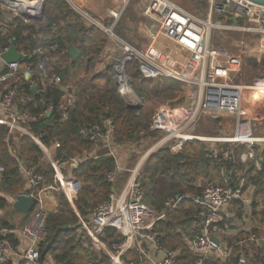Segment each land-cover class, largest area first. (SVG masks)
I'll use <instances>...</instances> for the list:
<instances>
[{"label": "built area", "instance_id": "1", "mask_svg": "<svg viewBox=\"0 0 264 264\" xmlns=\"http://www.w3.org/2000/svg\"><path fill=\"white\" fill-rule=\"evenodd\" d=\"M67 1L85 20L98 25L116 40L117 47L112 50L114 57L111 61L114 67L113 78L117 83L119 95L124 96V87H128L130 90L132 88L126 67L133 60L138 61L139 68L145 75L170 77L186 83L190 90L186 103L165 107L154 114L150 130L158 133L159 138L136 167L127 169L116 160V166L110 169L106 175L107 181L112 184L109 198L96 205L89 214L85 216L78 214L82 233L90 237L91 249L107 254L111 264H211L215 253L222 250L228 232L224 209L233 202L244 200V182L241 181L240 185L235 188L209 183L201 196L191 199V203L197 205L198 212L184 236V241L193 257L189 261H183L180 260L178 250L163 244L164 232L156 228L157 223L177 207L181 198L168 201L164 212L158 215L156 210L145 200L140 168L145 158L161 148L174 147L178 149L180 145L189 140L216 141L226 144L227 147L222 154L229 159L233 157V146L236 143L249 144L252 147L255 142H264V137L253 135L250 127L247 132L243 130L245 119L248 120L249 125L253 120L248 116L244 117L247 113L243 111L245 92L255 88L264 91V85L250 86L233 81L235 72L239 71L237 57L234 58L225 51L215 48L213 33L216 28L223 26V23L215 22L212 19L213 16L232 19L235 24L232 27L257 34L264 39V3L252 0H209L208 13L198 15L174 2L157 1L159 4L156 10L157 16L160 17L162 33L170 37L176 46L186 54L184 70L178 71L154 60L144 50L138 49L130 42L117 36L112 31V27L102 25L74 0ZM45 2L46 0H0V6L10 15L12 24L16 23V18L30 23L43 17ZM239 19L243 20L242 24L238 22ZM228 26L230 27V25ZM5 32L0 25V82L17 77L21 67L19 61L7 63L2 57L9 49V46L1 47V40ZM260 43H263L264 47V42L260 40ZM56 48L57 46L54 45L38 47L32 52L21 51L24 57L36 54L44 56L37 66L38 79L43 80L46 73L47 57L45 53ZM243 54L244 51H241L239 55L243 56ZM27 72L30 74L31 69L29 68ZM51 83L58 88L63 85L61 78L57 75L52 76ZM7 89L1 98L2 106L18 118L25 120V123L36 119L35 116L26 112H19L18 87L16 85L8 86ZM68 96L69 99L62 107L61 119L63 121L68 119L67 108L73 107L76 102L74 92ZM124 98L126 97L124 96ZM26 99L25 95L20 98L22 102ZM128 101L130 102V100ZM53 108L52 105H49L47 112H51ZM205 114L234 116L236 118L234 137L205 138L194 135L195 126ZM12 126L18 125L11 122ZM115 130V119L110 116L100 124L82 125L79 134L87 138L94 146L107 148L108 154L115 157ZM11 132L12 129H9L4 136V140L8 143ZM210 148L213 155L217 157L216 148ZM251 151L240 154L241 162L248 163L251 160H256L251 156ZM72 164H78V160L75 158L66 159L63 154L55 157L52 162V177L48 179L43 171L20 162L21 171L28 184L27 191L22 194L32 197L34 206L19 230L0 225V264H8L12 261L16 264H42L40 245L47 235V217L58 207L56 204L54 208H51L54 205V197L61 192L68 195L69 191L80 185L77 182L75 187L72 186L75 180L67 172ZM256 165L260 167L258 161ZM3 171L4 167L0 165V174ZM124 172H128L129 175L125 183L118 188V182ZM108 228H115L122 238L120 241L113 242L111 247L102 239ZM11 236L18 240L17 246H14ZM251 240L260 243L256 236H252ZM129 252L137 253L139 259L135 260L129 257ZM54 264L56 263L54 262Z\"/></svg>", "mask_w": 264, "mask_h": 264}, {"label": "trees", "instance_id": "2", "mask_svg": "<svg viewBox=\"0 0 264 264\" xmlns=\"http://www.w3.org/2000/svg\"><path fill=\"white\" fill-rule=\"evenodd\" d=\"M45 20L37 27L34 23L16 18V23L8 25L7 33L1 40L2 48L14 44L18 50L25 52H32L38 47L57 46L55 50L45 53L49 64L43 80L38 79L37 66L44 56L27 55L20 61L33 72L29 79H25L24 75L20 78L18 94L20 97L25 95L27 99L24 102L17 101L19 112H26L36 117L27 122L29 130L37 136L41 135L43 143L47 146L59 143L58 154H63L66 159H69V153L81 152L93 145L79 134V129L84 124H100L111 116L116 122L117 141L126 142L134 138L139 116L135 110L125 105L119 95L117 83L113 78V62H109L103 69L93 74L89 70L96 67V61H106L107 52L112 46L110 36L94 24L87 25L82 15L73 10L66 0H47ZM226 21L233 23L232 19ZM127 22L128 18L124 15L116 29L118 34L125 35ZM238 22L242 24L243 20L239 19ZM72 46L80 50L79 57L74 58L70 55L69 50ZM262 58L261 61L257 58L249 59V64L261 62L264 65V56ZM80 68L86 69V79L78 83L72 82L74 71ZM126 71L130 77L132 89L142 97L154 80L144 76L136 60L127 64ZM54 75L59 76L63 84L76 88V102L73 107L67 108L68 119L65 121L61 119L64 92L51 83ZM100 81L104 82L102 86L97 85ZM32 85H37L36 93L31 90ZM129 100H136L134 94ZM49 105L54 107L50 114L47 112ZM215 120L218 121L219 118ZM7 129V125H0L3 141L0 165L4 167L0 177V190L16 192L23 187L24 181L18 160L11 155L3 140ZM226 147L227 145L223 143L216 147L218 156L215 157L207 143L188 141L180 153L173 154L168 147H164L150 155L141 171L146 202L158 210H163L166 201L175 199L177 195L182 196L188 193L194 196L202 195L205 187L197 185L200 177H204L203 179L209 183L232 188L239 186L243 181V192L249 184L255 183L257 192L260 190L264 194V150L261 154L262 169L259 171L256 166L247 169L245 163L241 162L239 155L245 149L244 145H238L230 159L222 154ZM18 151L19 156L27 160L29 166L43 169L39 164L43 153L30 137L22 136ZM115 166L116 158L104 152L97 158L82 159L78 162L77 168L71 170L72 175L82 184L79 196L75 200L81 215L89 214L96 205L109 198L112 184L107 181L106 175ZM242 174L244 175L241 176ZM77 184L74 182L72 186L75 187ZM62 202L65 208L59 212H52L47 217V235L40 245L41 261L51 256L56 264H111L107 254L91 249V239L81 233L80 226L73 228V225L79 221V217L67 201ZM8 205V199L0 195V208ZM197 209L194 210L193 207L186 210L174 209L167 214L165 220L157 223L156 228L164 232L162 238L164 245L171 249H177L180 246L188 249L184 234L177 228L190 226L197 216ZM29 214H25L27 218ZM261 220L264 223V211ZM66 224H69L70 228L58 231L59 226ZM1 225L14 228L7 222ZM11 238L14 246H17L18 240L13 236ZM102 239L111 247L113 242L120 241L122 238L115 228H108ZM128 256L135 260L139 259V255L135 252H129ZM192 257L187 254L181 256L180 260L187 261ZM238 258L236 255L231 257V260L238 264Z\"/></svg>", "mask_w": 264, "mask_h": 264}, {"label": "rangeland", "instance_id": "3", "mask_svg": "<svg viewBox=\"0 0 264 264\" xmlns=\"http://www.w3.org/2000/svg\"><path fill=\"white\" fill-rule=\"evenodd\" d=\"M173 1L177 3L178 5H180L182 8L194 14L206 15L209 10V0H173ZM141 2L143 1L142 0H132L130 2L129 7L125 11V16L128 18V16L130 15L131 21L125 24V27H126L125 32H124L125 35H121L123 36V38L120 37L123 40L131 42L134 45L139 46V47L146 45L148 42V40H146L142 36L141 32L139 31L140 21H137V20L141 16L139 17L137 14H135L136 12L135 6L138 7L137 5H139ZM212 19L215 22L219 21L223 23V26H221L220 28H216L213 33L214 34L213 42H214L215 48L225 51L226 53L230 54L234 58L237 57L236 62L239 63L238 64L239 71L235 72L233 76V81L237 83H242L245 85H250V86H256V85L260 86L261 84L264 85V65H262L261 62L256 63L254 65L249 64V59H252V58H257L258 61L263 60L262 56H264L263 54L264 47H263V43H260V40L264 42L263 37L257 34H254V33L242 31L241 29H238L236 27H232V26H235V24L227 22L226 21L227 19H224L222 17L213 16ZM224 25H227V26L230 25V27L229 26L225 27ZM109 38L112 39V46L110 47V49H116L117 47L116 40L113 37H109ZM108 51L110 53V50ZM241 51H244L243 56L239 55ZM109 53L107 52L106 61L104 62L96 61V67L93 69L92 68L89 69L92 74L98 70L103 69L104 66H106L109 62H111L112 57L114 56L111 55L110 57ZM85 72H86V69L84 68H80L77 71H74V80H72V82L78 83L79 81H84L86 79L85 76H87L85 75ZM88 75L90 76V74ZM144 76L149 77L145 74ZM150 78H152L154 81L148 87V91L143 93L142 97L138 95L140 102L137 103V102L130 101L131 104L139 106V110L136 111L139 117L136 121L135 129L137 130L135 131L134 138H130L126 142L125 141L122 142L119 140L117 141L116 133H114V140L116 144L115 155L117 157V162L121 165L125 164V167L127 169H132L136 167L141 161V159L143 158V156L146 154V152L154 145V143L159 138L158 133H154L150 130V125H151L154 114L157 111L165 107L174 106L177 103H182V104L186 103V101L189 98L190 90H189V86L186 83L180 82L178 80H175L173 78L166 77V76H158V77H150ZM103 84H104L103 81L97 82V85L99 86H102ZM263 92L264 91H260L259 89H256V88L252 90H247L245 92V99H244L245 104H244V110H243L247 112L245 114L246 116H244L245 118H247V116L251 119L264 116V94ZM20 98L21 97L19 96L17 101H19ZM206 115L208 114H205L203 118L195 126L193 130L194 135L205 137V138H220V137H231L232 138L234 137L235 125H236V118L234 116L219 115V116H214L215 117L214 118L211 115H208V116ZM218 118L219 120L216 121L215 119H218ZM260 125L262 126L263 129L262 130L260 129L257 133L259 135H264V122L258 124V126ZM249 127L250 125L248 123V120L245 119V122L243 124V130L247 132ZM189 141H201V142L207 143L209 147H214V148L219 147L220 144H222L216 141L213 142V141L196 140V139L189 140ZM2 142L3 141L0 135V151H1V148L3 147ZM187 142L188 141L180 145L178 149L174 147L173 148L169 147L168 150L173 154L180 153L183 151L184 146ZM237 144H240V143H236L234 145H237ZM58 146H59V143L56 142L50 147V150H49L50 152H52V149H54L52 153L53 154L52 157L60 156L58 154ZM95 148L96 147L94 145H90L88 148H86V150L90 149L95 154L109 152V150L103 146L100 149H97V148L95 149ZM235 148L236 147L233 146V151H235ZM93 149L95 151H93ZM68 156H69V160L75 158L80 162V160L83 157V151L81 152L73 151L69 153ZM42 160L45 162V165L47 164L50 167L52 160L51 162L49 161L50 165L49 163H47V159L45 156H43ZM146 161H147V158H145L143 161V164L140 168L141 171ZM247 165L249 167H252L251 166L252 163H248ZM128 175H129L128 172H124V174L121 176L118 182V188L121 187V185L125 183ZM50 176H47V178L50 179L51 178ZM203 178L204 177H200L198 181L201 182L202 187H206L209 182ZM81 185L82 184L78 185L77 188L69 191L68 195H66L63 192L57 194L54 197V205H52L51 208H54L56 204H58V207H56V210L52 212L53 213L59 212L61 209L65 208L63 206L62 201H67L68 204L75 210L76 213L78 212L79 214H81L75 202V200L79 196V189L81 188ZM22 189L23 187L16 192H11V191L8 192L7 190L5 191L4 189H1L0 194L2 193L5 194L7 197H10V200H11V198L13 197L15 198L19 194H21L23 192ZM197 196H201V195H197ZM194 198L195 197H191L189 193L184 194V196L181 197V200L178 202L177 207L175 209L182 208L183 210H186V209L193 207L195 210L197 208V205L195 203L194 204L191 203V199H194ZM166 203H165L163 210H158L157 208L153 206V208L156 210L158 215H161L164 212V210L166 209ZM8 207L12 208L11 203H9ZM166 218H167V215L163 218V220H165ZM163 220L161 219L160 221H163ZM177 229L181 231L185 236V234L187 233V230L189 229V226L187 225L185 228H177ZM177 250L180 253L179 255L186 256L187 254H189V251L186 247L184 248L180 246L179 248H177ZM256 251L258 253V249ZM257 257L260 258V256H257ZM257 257L255 256L251 260L253 261L255 259L259 260Z\"/></svg>", "mask_w": 264, "mask_h": 264}, {"label": "crops", "instance_id": "4", "mask_svg": "<svg viewBox=\"0 0 264 264\" xmlns=\"http://www.w3.org/2000/svg\"><path fill=\"white\" fill-rule=\"evenodd\" d=\"M74 1L81 8L86 10L90 16L95 18L98 22H100L105 27H112V31L117 36L123 38V36L117 33L116 29L119 23L121 22V20L123 19V16L125 15V11L129 7V4L132 0H74ZM142 1L143 2L137 5L138 7L135 6V11H136L135 14H137L139 17L141 16L137 20V21H140L139 31L141 32L142 36L146 40H148V42L146 45L142 47L136 46L131 42L130 43L134 45L135 47H137L138 49L144 50L148 54L149 57L160 62L161 64L166 65L172 69H176L178 71H183L184 65L186 63V54L181 48L176 46V44L170 37L162 33L161 25L159 23L160 17L157 16L158 14L156 10L157 5L159 4L157 1L159 0H142ZM168 1L174 2L173 0H168ZM46 4H47V0L45 2V7H46ZM209 7H210V1H209ZM82 18L84 19L87 25L92 24V23H89L87 20H85L84 17ZM45 21L46 20H45V8H44L43 17L39 20L30 22V23H34L35 26L39 27V25L44 23ZM129 21H131L130 15L128 16V22ZM9 24H12L10 22V15L8 14L7 11H4L1 8L0 25L6 31L5 34L7 33ZM96 26L100 28L98 25ZM100 29L103 30V32H105L107 35H109L104 29L102 28ZM112 50L113 49H110V53L108 51V53L110 54V57L112 55ZM80 55H81V52H80ZM48 64H49V59L47 58L46 69H47ZM28 69L29 67H27L26 64L25 65L21 64L17 77L9 78L5 81L0 82V125H7L8 126L7 131L9 129H12V132L10 135V142L8 143L4 140V136L7 133V131H5L3 135V140L6 142L11 155H13L18 160L19 167H20V162H24V164L28 165L27 160L20 157L18 153V149L20 146V139L22 138V136L30 137L43 153L40 163H39L43 168L41 171H43L46 174V176H50V172H51L50 177H52V173H53L52 162L55 159V156L52 157L53 155L52 153L54 149H52V152H50L49 150L51 146H47L46 144L43 143L41 139V135L37 136L34 133H32L29 130V124L25 123V120L20 119L17 116H15L9 110L5 109L1 104V98L7 92L8 86L16 85L17 87H19L20 80H21L20 78H22V75H24L25 79H29L32 76V73H33L32 71L29 75H26ZM60 89L64 92V96L62 99L64 104L69 99L68 95L71 92H74L76 96V92H75L76 89L73 86H68L67 84H63ZM132 95L133 93L129 90V92L127 93L128 98L131 99ZM137 101L138 103L140 102L138 98H136V100H133L131 102H137ZM180 104L182 103H177L176 105H180ZM263 118L264 116L259 117V118H252L253 120L250 122L251 123L250 128H251V133L253 135L258 136V137H262V136L264 137V135H259L257 133L260 129L261 130L263 129L261 125L258 126L259 123L264 122ZM11 122L17 123L18 126L11 127ZM238 145H244L245 149L242 152H245V151L250 152L252 149L251 156L255 157L256 160H253V161L251 160L248 163H252L251 166H256L257 170L260 171L262 169L261 154L264 150V142L263 141L255 142L252 145V147L249 144H237L234 146L237 147ZM95 147L97 149L102 148L101 146H95ZM93 151L95 150L93 149ZM98 155L99 154H95L94 152H92V150L89 149V150L83 151L82 159H85L88 157L97 158ZM43 156L46 157L47 163H49V161L51 162L52 160L51 165L49 163L50 167L47 164H46L47 166L45 165V162L42 160ZM115 158L117 160L116 156ZM257 161L260 163V167L256 165ZM248 163H245L247 169L250 168L247 165ZM72 165L69 166V169L67 172L71 174L75 182H78L79 184H81V182L77 180L71 173ZM123 166L125 167V164H123ZM20 173L24 181V185L22 189L23 190L22 193H24L27 191L28 184L21 171V168H20ZM1 174H0V177H1ZM243 175L244 174H242L241 176ZM197 185L202 186L201 182L199 181L197 182ZM0 195L3 197H6L9 203H11L12 205V208H9L8 206H6L5 208H0V225L4 222H7L14 227L13 229L19 230L24 224V222L26 221L27 217L24 213H21L14 208L13 205L17 197L15 198L13 197L10 200V197H7L5 194L2 193ZM183 196L184 195L182 196L177 195L175 199L181 198ZM190 196L196 197L193 195H190ZM51 197H50V202L52 203L53 201ZM243 197H244V200L233 202L232 204H230L228 207L224 209L228 232L224 239L222 250L219 252H216L214 257L211 259L212 264H236L235 263L236 261L231 260L232 255H233L232 257H236V255H238L239 257L238 264H263L264 262V223L261 220L262 212L264 211V194H262L260 190L259 192H257L256 184L251 183L249 184L247 188H245L243 192ZM77 214L79 213L77 212ZM252 236H256L260 240V243H255L254 241H252L251 240ZM230 239H232V241H230ZM257 249H258V253L256 251ZM188 251H189V254L191 255L189 247H188ZM181 256L183 257L185 255H180V257ZM255 256L256 257L260 256V258L257 257L259 260L257 259H255L254 261L251 260ZM8 264H16V262L12 261ZM42 264H54L53 258L51 256H48L46 259H44V261H42Z\"/></svg>", "mask_w": 264, "mask_h": 264}, {"label": "water", "instance_id": "5", "mask_svg": "<svg viewBox=\"0 0 264 264\" xmlns=\"http://www.w3.org/2000/svg\"><path fill=\"white\" fill-rule=\"evenodd\" d=\"M255 2H259V3H264V0H252ZM69 53L72 57L77 58L80 55V51L76 46H72L69 50ZM3 59L7 62V63H13V62H17V61H21L24 58V54L22 52H20L16 46L14 44H12L9 49L2 55ZM47 62V60H46ZM28 75V73H27ZM37 85L32 86L31 90L36 93L37 92ZM131 91L133 92L134 96L136 98L139 99L138 95L136 94V92L131 88ZM121 98L124 101L125 105L135 111L139 110V106L138 105H134L131 104L126 98H124V96L122 94ZM140 100V99H139ZM50 114V112H48ZM77 164H73L72 165V169L77 168ZM14 208L16 210H18L21 213L24 214H28L30 213V211L32 210L33 206H34V199L26 194H19L14 202ZM80 226V221H78L75 225H73V228L79 227ZM68 228H70L69 224H66L64 226H59L58 227V231L59 230H67Z\"/></svg>", "mask_w": 264, "mask_h": 264}, {"label": "bare ground", "instance_id": "6", "mask_svg": "<svg viewBox=\"0 0 264 264\" xmlns=\"http://www.w3.org/2000/svg\"><path fill=\"white\" fill-rule=\"evenodd\" d=\"M19 62H20V61H19ZM27 73H28V72H27ZM27 73H26V75H27ZM28 75H29V73H28ZM129 90H130V89H129L128 87H124V88H123L124 96H125L127 99H129L128 96H127V93L129 92ZM130 91H131V90H130ZM132 93H133V92H132Z\"/></svg>", "mask_w": 264, "mask_h": 264}]
</instances>
